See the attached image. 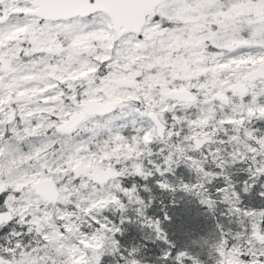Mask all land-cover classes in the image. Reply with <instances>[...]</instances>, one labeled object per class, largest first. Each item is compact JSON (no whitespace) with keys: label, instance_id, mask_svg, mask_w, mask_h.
I'll return each mask as SVG.
<instances>
[{"label":"snow or ice","instance_id":"obj_1","mask_svg":"<svg viewBox=\"0 0 264 264\" xmlns=\"http://www.w3.org/2000/svg\"><path fill=\"white\" fill-rule=\"evenodd\" d=\"M0 264H264V0H0Z\"/></svg>","mask_w":264,"mask_h":264}]
</instances>
